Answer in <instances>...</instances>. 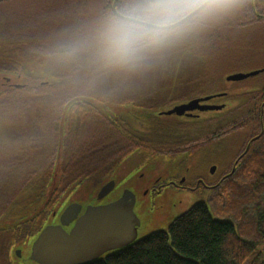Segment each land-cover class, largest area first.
<instances>
[{"label":"trees","instance_id":"1","mask_svg":"<svg viewBox=\"0 0 264 264\" xmlns=\"http://www.w3.org/2000/svg\"><path fill=\"white\" fill-rule=\"evenodd\" d=\"M37 1L0 2H9L11 9L0 14V71L9 74L35 65L45 77L40 85L27 81L0 92V218L23 220L38 212L0 231V264H11L12 246L42 229L72 185L99 182L133 152L151 160L181 154L191 158L212 150L217 154L220 148L226 163L218 158L204 163L207 168L219 164L216 187L205 200L178 215L168 231L91 264H264V134L239 159L235 172L221 179L244 152L246 140L259 133L255 116L246 115L241 123L238 114L229 112L221 115L224 123L211 118L204 125L160 115L164 104L150 93L125 99L103 83L102 67L95 66L98 36L76 29L63 42L62 27L45 25L53 15L47 5L53 3ZM259 1L245 0L244 6L251 12ZM113 2L88 6L89 20L103 24L138 0H118L115 10ZM195 21L193 16L176 29ZM252 22L257 23L254 18L247 24ZM260 94L262 99L264 89ZM90 101L131 104L139 113L114 119ZM13 127L16 135L10 134ZM245 127L244 138L239 133ZM189 177L194 185L202 175Z\"/></svg>","mask_w":264,"mask_h":264},{"label":"rangeland","instance_id":"2","mask_svg":"<svg viewBox=\"0 0 264 264\" xmlns=\"http://www.w3.org/2000/svg\"><path fill=\"white\" fill-rule=\"evenodd\" d=\"M33 1L35 2V0H26V3L31 4ZM40 1L42 0L37 2ZM43 1H46L47 4L48 2L51 4L53 3L50 8L49 5H47V10H51L53 15L52 18L45 20V25L49 28L54 26L62 27L63 42H67L70 34L76 29L99 37L102 24H99L97 21L94 22L89 20L86 10L88 6L97 4L96 2L98 0ZM8 3L9 2H4L0 4V14H6L11 11L8 7ZM245 4V0H232L227 11L196 19L195 22H191L184 27L174 30L166 39L145 47L140 54L132 60H110L102 54L100 44L96 45L100 52L97 54L98 62L95 63V66L99 69L102 67L103 83L107 86L111 85L117 90V93L125 99L150 93L159 98L164 104L163 109L158 112L162 115L161 113L163 111L181 105L178 103L187 101L196 94H203L205 90L203 89L202 83L208 81L212 82L213 79L219 78L216 83L209 84L210 87L207 91L222 90L229 92L227 98H223V100L227 101L228 107L233 108V112L237 114L235 107H237L238 95L235 92L237 90L235 87L240 84L241 81L246 84L254 80H264L263 76L260 75L258 78L253 76L240 81L227 80L230 74L248 73L264 68V23H260L263 20L256 18L258 17L257 14H264V0L259 1L258 8L256 7V3H253L254 7L251 12L244 6ZM236 5L239 11L233 13L232 10L235 9L234 7ZM17 6H19V3ZM219 15L222 16L219 17ZM254 18L258 23L253 24L252 22V24H247ZM205 24H209V27ZM80 36L82 37V35ZM91 47L93 46H87L86 48ZM230 70V73L225 74ZM3 73L8 75L7 77H9L13 83L17 82V85L25 84L17 78L19 74L24 75L36 85H40L45 81V77L42 76L39 68L35 65H27L24 69L9 74L0 71V74ZM9 86L10 85L7 84L5 87ZM14 87L17 86L15 84L11 86V88ZM195 92L196 94L194 95ZM78 97L80 98L82 96ZM245 97L249 98L250 96L246 95ZM74 99H77V97ZM194 100L200 101V99ZM263 100L264 97L259 100L260 105H262L261 103ZM97 103L104 106L110 104L109 108L105 107L102 111L114 119L120 116L128 119V114L130 115L132 112L139 113L137 111L138 109L131 104L122 106L108 102ZM174 104L177 105L174 106ZM220 106L224 107V105ZM141 111L142 113H147L146 109H141ZM125 114L127 115L125 116ZM165 116H172L169 120H175L176 118L173 115ZM130 117L132 116L130 115ZM183 120L188 119L184 118ZM14 128L15 127L11 128L10 134L16 135L18 130ZM255 141H253L252 144ZM230 150L231 148L228 153ZM135 152L122 161L123 168L126 163L132 164L126 177L123 178L122 184L124 186H135L136 188H140L139 191L142 201L153 210L151 214L152 220L150 221H156L158 225L156 228L166 229L174 218L188 210L196 202L205 200L209 195L210 190L204 187L191 190L176 188L168 184L164 188L160 186L162 189L160 193L154 192L153 189L149 191V189L155 185L156 179H161L162 181H160L158 185H162L174 179L179 183L181 178L186 177L188 184L193 185L189 183V181L193 180L189 177V174L200 173L203 177V173L211 166L207 168L204 165V163L209 160L212 161L211 152L205 155L196 154L191 158L181 154L172 159L157 157L151 160L142 159L140 153H138L139 151L137 150ZM223 153L225 154V151H223ZM202 156H206L204 160H202ZM108 176L109 174L99 182L89 180L72 185L64 193L65 196L63 195V200H60L61 202L58 204L57 211L60 212L68 202L77 196L79 191L85 188H93L95 191L97 189L96 186ZM198 181H200V179ZM198 181L196 179L194 185L197 183V186H200ZM172 183H174V181ZM158 185L156 187H158ZM168 209H171V211L168 212ZM6 219L12 220L8 217H6ZM156 223L154 226H156ZM10 257L11 264H23L12 257L11 254Z\"/></svg>","mask_w":264,"mask_h":264},{"label":"water","instance_id":"3","mask_svg":"<svg viewBox=\"0 0 264 264\" xmlns=\"http://www.w3.org/2000/svg\"><path fill=\"white\" fill-rule=\"evenodd\" d=\"M2 1L4 0H0V2ZM117 1L114 0L113 2L114 10ZM191 18L181 19L177 26ZM262 72H264V68L248 73H234L228 75L227 80L240 81L257 76ZM7 76L5 73L0 74V92L10 89L14 84L17 87L24 85H17V82L13 83ZM17 78L23 83L30 81L22 74L17 75ZM7 84L10 86L5 87ZM29 85L36 84L30 81ZM90 102L101 110L110 106V104L104 106L95 101ZM198 102L199 100H192L189 103L163 111L161 114L190 116L189 112L197 106ZM222 107L205 106L202 108ZM263 134L264 127L258 135L249 141L244 152L235 161L231 172L225 175L223 179L235 172L239 159L249 151L252 142L258 140ZM122 166L123 164L99 183L95 191L93 188H85L79 191L77 196L68 202L60 212L57 211L58 203L42 229L33 238L21 239L17 242L11 251V256L23 264H91L119 253L155 232L168 231L175 218L166 229L156 228L158 227L156 221H150L153 210L142 201L140 188L122 184V180L126 177L132 164L126 163L124 168ZM215 169L216 167L213 166L211 171L214 172ZM58 178L59 175L57 181ZM160 181L162 180L156 179L155 185L149 191L156 187ZM199 183H203V180L198 181ZM160 192L158 191V193ZM169 211L171 209H168ZM37 214L38 212L33 213L23 220H7L3 216L0 218V231L29 221ZM155 223L156 226H154Z\"/></svg>","mask_w":264,"mask_h":264},{"label":"clouds","instance_id":"4","mask_svg":"<svg viewBox=\"0 0 264 264\" xmlns=\"http://www.w3.org/2000/svg\"><path fill=\"white\" fill-rule=\"evenodd\" d=\"M232 0H138L126 10L109 15L99 32L102 54L115 61L136 58L147 46L166 39L178 22L229 9Z\"/></svg>","mask_w":264,"mask_h":264},{"label":"flooded vegetation","instance_id":"5","mask_svg":"<svg viewBox=\"0 0 264 264\" xmlns=\"http://www.w3.org/2000/svg\"><path fill=\"white\" fill-rule=\"evenodd\" d=\"M258 17H256L257 19H261L263 20L260 23H264V14H257ZM222 15H219V17H221ZM258 23V22H257ZM260 75V74H259ZM255 76V78H258V76ZM262 78V77H261ZM264 79V77H263ZM217 80H219V78H215L211 81L202 83L203 85V89L205 90V92L203 94H196V92L194 93V97L190 98L187 101L178 103V104H186L188 102H190L191 100L194 99H200L199 103L197 104V106L189 112V114H191L190 116H176L173 115L176 118L179 119H191L194 122H196L197 124H202L204 123V125H206L207 120L211 119V118H215L217 119L220 124L224 123L223 121L226 120L225 116H221L224 114H228L229 112H233V108L228 107L227 101L223 100V98H227L229 92L227 91H207L210 87V83H216ZM240 83V82H238ZM209 85V86H208ZM237 90L235 91L238 95V99H237V107L236 111L237 114L241 117V123L244 122V117L246 115H254L255 119L254 121H257L258 126L256 127V129H258L259 127V133L260 131H262L263 127H264V114H263V110H264V100L262 101V105L259 104V100L261 99L260 96V90L264 89V80L263 81H257L254 80L250 83H246L244 84L243 81H241L240 84H238L235 87ZM246 95H249L250 97L247 98L245 97ZM210 97V98H209ZM177 104H174V106ZM220 105H224V107L222 108H215V109H203L202 107L205 106H220ZM263 106V107H262ZM173 107V105H172ZM234 108V109H235ZM243 117V120H242ZM249 122L245 123L243 126H245L246 124H248ZM248 129V127L243 128L244 131H241L239 134L241 137L245 138V133L246 130ZM258 134V133H257ZM255 135H252L247 142ZM247 138V137H246ZM245 145V149L247 147V143ZM220 150V151H219ZM217 152V154L214 152V150L211 151V159H217L221 162V163H226L227 162V158L225 156V154L223 153V150L220 148ZM206 156H202V160L205 159ZM210 157V156H209ZM215 166L216 169L214 172L211 171L212 167ZM199 167V166H198ZM190 169V168H189ZM218 171H219V164L213 163L204 173H203V177H200L199 179L203 180V183H200V186H197V183L193 186V185H189L187 182L186 177H183L179 180V183L174 179V180H169L166 184H162V185H158V187H154L153 190L154 192L158 193V191H161V188L166 187L168 184H170L173 187L176 188H180V189H191V190H195V189H200L201 187H204L207 190H212L215 186V180L218 177ZM222 174V173H220ZM227 173H224L222 176V178L226 175ZM220 176V175H219ZM221 178V177H220ZM221 178V179H222ZM184 179V180H183ZM197 179V181L199 180ZM174 181V183H172ZM161 186V188H160Z\"/></svg>","mask_w":264,"mask_h":264}]
</instances>
